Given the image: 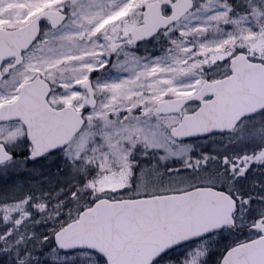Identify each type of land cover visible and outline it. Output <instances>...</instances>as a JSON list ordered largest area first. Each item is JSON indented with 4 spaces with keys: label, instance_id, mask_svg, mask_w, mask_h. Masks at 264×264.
<instances>
[{
    "label": "snow or ice",
    "instance_id": "obj_1",
    "mask_svg": "<svg viewBox=\"0 0 264 264\" xmlns=\"http://www.w3.org/2000/svg\"><path fill=\"white\" fill-rule=\"evenodd\" d=\"M0 264H264V0H0Z\"/></svg>",
    "mask_w": 264,
    "mask_h": 264
}]
</instances>
